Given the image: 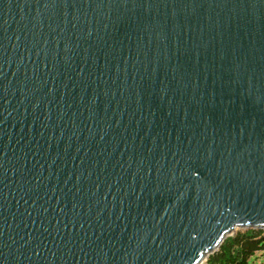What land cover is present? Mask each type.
Listing matches in <instances>:
<instances>
[{"label": "water", "instance_id": "water-1", "mask_svg": "<svg viewBox=\"0 0 264 264\" xmlns=\"http://www.w3.org/2000/svg\"><path fill=\"white\" fill-rule=\"evenodd\" d=\"M264 231V0H0V264H206Z\"/></svg>", "mask_w": 264, "mask_h": 264}, {"label": "trees", "instance_id": "trees-1", "mask_svg": "<svg viewBox=\"0 0 264 264\" xmlns=\"http://www.w3.org/2000/svg\"><path fill=\"white\" fill-rule=\"evenodd\" d=\"M260 252H264V231H237L206 264H251L252 258Z\"/></svg>", "mask_w": 264, "mask_h": 264}, {"label": "rangeland", "instance_id": "rangeland-1", "mask_svg": "<svg viewBox=\"0 0 264 264\" xmlns=\"http://www.w3.org/2000/svg\"><path fill=\"white\" fill-rule=\"evenodd\" d=\"M251 264H264V252L257 253L252 258Z\"/></svg>", "mask_w": 264, "mask_h": 264}]
</instances>
